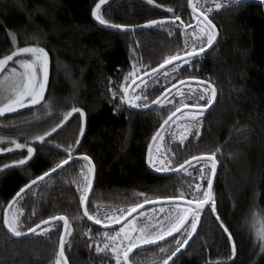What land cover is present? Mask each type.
<instances>
[{"label":"trees","instance_id":"trees-1","mask_svg":"<svg viewBox=\"0 0 264 264\" xmlns=\"http://www.w3.org/2000/svg\"><path fill=\"white\" fill-rule=\"evenodd\" d=\"M208 1V5L212 3ZM98 2L0 0V58L16 46L38 43L44 47L50 61L45 100L51 106L50 110L42 109L45 101H41V105L0 116V136L21 143L27 141L36 148L28 166L0 173V220L19 188L66 158L64 148L75 145L77 138L81 144L75 146L76 153L90 156L97 169L88 207L90 213L101 218L142 203L139 193L152 200L179 195L180 191L189 193L188 185L197 182L206 186L191 168V176L182 171L159 176L148 169V145L170 114L166 107L134 112L123 105L114 111L121 101L119 97L113 98L112 91H122L119 85L129 84L123 77L131 71L133 57L139 73L145 67H157L166 56L183 49V31L155 26L140 31L104 27L91 14ZM228 4L210 15L220 35L216 47L201 55L195 68L180 73L181 79L193 73L200 79H210L217 89V103L205 113L199 133L194 129L183 143L174 135L173 128L185 121L174 118L175 122L171 121L163 133V145L173 167L192 155L221 149L222 154L216 157L219 170L213 191L218 213L237 242L238 255L228 260L231 248L227 234L206 211L194 240L175 264H264V252L252 230L254 218L264 217V4L242 0L239 5ZM168 7L186 24L196 21L187 0H155V4L147 0H108L102 6V15L114 23L135 25L164 17ZM10 33L17 35V45L12 44ZM150 85L144 92L149 102L170 83L161 77L155 87ZM196 85L192 83L193 87ZM187 86L188 83L183 86L185 92ZM179 99L176 97V101ZM185 102L191 103L188 99ZM73 106L82 108L86 117L73 113L56 133L46 138L51 141L49 145L41 146L31 139L59 123ZM81 124L85 128L83 137L79 136ZM8 144L7 139L0 142ZM26 154V149L0 154V165ZM82 166V162L72 163L46 178L39 187L34 186L32 194L19 205L21 219L29 217L25 220L28 226L49 215H66L72 229L68 237L71 247L65 248L69 263L115 264L110 255L97 253L92 243H103L99 233L105 229L94 227L86 218L76 219L83 215L77 189ZM199 167L195 165L196 169ZM59 223L58 229L50 228L47 237L41 234L26 239L13 238L0 223V264H54L63 229L62 222ZM89 230L90 236L85 235ZM181 238L180 233L175 237ZM175 239L167 243L169 251L175 248ZM162 258L157 246L130 255L134 264H160Z\"/></svg>","mask_w":264,"mask_h":264},{"label":"snow or ice","instance_id":"snow-or-ice-1","mask_svg":"<svg viewBox=\"0 0 264 264\" xmlns=\"http://www.w3.org/2000/svg\"><path fill=\"white\" fill-rule=\"evenodd\" d=\"M107 0H99L95 4L92 10V16L99 24L117 29V30H134L137 27H169L173 28V31H183L184 35V47L181 50L176 51L175 54L166 56L162 63L157 67L151 68V82L152 84H159L160 78L170 83L171 89H175V92L169 91V88L165 86L160 91V95H157L154 100L149 103L148 97L144 94L145 89H141V93L138 94L134 90L129 94V87L126 84L119 85L122 91H112V96L115 99L119 97L120 104L115 105L114 111H118L123 105H127L129 109L147 110L150 106H164L168 109L169 115L160 124L159 129L151 137L153 143L162 141L164 139V131H166V125L169 122L173 123L176 119H184V123L181 125L183 132L179 136L181 143L188 139V134L192 132V129H196L199 133V129L202 125L205 113L213 107L217 97V89L210 79L200 81L195 87L192 86V81H199L200 78L195 74L189 75L186 79L189 82L187 86V92L183 90L185 85V79L180 78V73L188 72L196 67L202 54H207V50L212 49L214 43L217 40L218 28L213 23L212 19H209L210 15L218 12L222 7L219 0H213V6L208 5V0H187L189 7L191 8V14L196 19L197 23L195 28L191 32L187 31L191 27V22L185 23L181 19L180 15L174 12L172 7L167 8L168 15H165L161 20L150 19L142 26L128 25L114 23L109 19H106L101 14V6L104 5ZM149 4H155V0H147ZM241 0H229L228 6L239 5ZM160 7H164L160 5ZM179 21V24L176 22ZM174 26V27H173ZM173 31H169V35H173ZM11 42L13 45H17V35L10 33ZM194 38V39H193ZM135 51V50H133ZM24 54V55H22ZM14 57L16 59H14ZM9 62L18 67H9ZM49 52L38 43L27 46H16L10 54H4L0 58V116L5 113L15 112L19 108H24L27 105H41V101H45V104L41 105L42 109L50 110V103L45 100V90L49 79ZM165 65H170V68H165ZM144 72L147 73L148 68H144ZM139 70L136 66L135 58L133 57V65L131 71L124 75L125 81H131L135 84V78H139ZM145 80H140V84L148 86ZM181 87H177V83ZM139 87V85H137ZM176 97H180L179 101H176ZM188 99L191 103H186ZM175 101V102H174ZM202 101V102H201ZM184 108L186 111H181ZM73 113H79L81 118L86 117V113L82 108L73 106L70 111L64 113L62 119L55 126L49 130L44 131L42 134L34 135L31 139L33 141L40 142L41 146L51 144L50 140L46 138L51 137L53 133L57 132V129L61 128V125L72 116ZM177 113L180 116L177 117ZM85 128L83 124L79 127V136L83 137ZM8 140L9 144L15 149H26L27 154L20 159L12 160L8 164L0 165V173H4L13 167L24 168L28 166V162L33 159L36 153V148L29 142L21 143L17 140L0 136V142ZM81 144V140L77 138L75 145H69L64 148L66 158L59 160L55 165L48 170L43 171L42 175H36L34 179H30L25 183L15 195L8 202L4 215L0 223H2L7 231L16 238L25 237L28 234L49 235L50 228H59L62 222L63 233L59 235L58 251L54 257V264H68V258L65 255L66 245L71 247V240L68 237L71 236V224L68 216L66 215H49L47 219H39V222H34L31 225L26 226L25 220L29 217L21 219L22 211L19 208L21 201L25 196L32 194L33 187H39L41 183L45 182V178H51L50 173H56L58 169H63L65 165H69V161L73 163L82 162L83 165L80 169L81 180L77 184V189L80 192V202L87 205L89 199V192L93 187V179L95 176V165L92 162V158L87 154H81V160H77L74 156L76 147ZM12 147H0V152L12 151ZM58 148H63V145H57ZM221 153V149L217 147L211 152H202L199 155H192L191 157L184 159L182 163L173 167V161L171 159H153V144L148 145L147 164L154 168L157 172H174L182 171L189 176L192 173L189 169H193L198 173L199 179L206 182L195 183L194 185H188L189 193L180 191L179 195H165L157 196L155 200H162L170 202L168 204L169 211H165L164 207L159 209V212L164 213L162 218H157L155 213L147 216V221L141 226L137 227L135 219L128 220L127 216L136 212V209L141 208L143 204H150L153 201L145 194L139 193V197L143 198L142 203H135L128 208L121 209L119 214L108 215L107 213L103 218L97 214H92L89 211V207H84L83 215L76 217V219L87 218L88 221H95V224H105V230L100 232L99 235L103 238V245L97 241H92L97 253H104L110 255L115 264H134V260L130 259L129 254L133 252V249L140 248L146 245H156L159 248V252L163 254V258L160 264H169V261L173 260V257H177V254L189 244V240L197 232V226L201 221L202 214L210 212L218 221L222 231L227 234L226 238L230 242V255L228 260H234L237 257V242L233 239V234L229 228L225 225L221 219L217 209V199L213 191L214 177L217 173V154ZM222 154V153H221ZM200 165L199 169L195 168V165ZM187 166V167H186ZM27 190V191H26ZM186 196L189 198L185 203ZM11 210V211H10ZM139 215H144L143 212ZM123 221V224H121ZM108 224H120L118 229L109 231L107 230ZM42 225L44 227H42ZM253 226L255 227L256 238L260 241V250L264 252V217H256L253 220ZM173 233H180L182 238L175 239V248L169 251L167 248L166 237L173 236ZM85 235L90 236L89 232ZM165 242L164 246H160L157 242ZM92 247V244H89ZM178 258V257H177Z\"/></svg>","mask_w":264,"mask_h":264},{"label":"water","instance_id":"water-1","mask_svg":"<svg viewBox=\"0 0 264 264\" xmlns=\"http://www.w3.org/2000/svg\"><path fill=\"white\" fill-rule=\"evenodd\" d=\"M242 1L247 2V3H251V4H264V0H242ZM107 2H108V1H107ZM209 19H210V17H209ZM104 27H106V26H104ZM107 28H110V27H107ZM115 30H117V29H115ZM119 31H126V30H119ZM127 31H140V29H139V27H137V28L134 29V30H127ZM219 37H220V35H219V30H218L217 40H216V42L214 43L212 49H214L215 46L217 45L218 40H219ZM212 49L207 50V53H208L209 51H211ZM202 55H204V54H202ZM169 66H170V65H165V68H167V67H169ZM157 68H158V66H157ZM149 76H151V69H149V70H148V73H147V77H149ZM144 78H146V74H145V72H143L142 74H140L138 79H137V78H134L135 81H136L135 84H136L137 82H139L140 80H143ZM203 80H204V79H200L199 81H192V82H193V83H199L200 81H203ZM176 83H177V87H180V86H181L178 82H176ZM186 83H189V82L187 81V79H185V84H186ZM135 84H133L132 82H130V83L128 84V87H129V94L131 93V90H132V88H133V86H134ZM168 88H169V91H171V92L175 90V89H171V86L168 87ZM216 103H217V97H216V101L214 102L213 107L210 108L207 112L213 110V108L215 107ZM150 105H151V103H150ZM126 106H127V105H126ZM154 108H156V106H150V109H147V110H137V109H129L128 106H127V109H128V110H130V111H134V112H145V111H148V110H152V109H154ZM181 111H182V112H183V111H186V109L182 108ZM179 114H180V113H177V116H178ZM174 118H175V117H174ZM174 118H173V119H174ZM170 122H171V121H170ZM170 122H169V123H170ZM159 127H160V126H159ZM165 127H167V125H166ZM158 129H159V128H158ZM150 143H152L153 146H154V143L152 142V140H151ZM74 156H75V158H76L77 160H81V154H77L76 151H75V153H74ZM92 162L94 163L93 160H92ZM72 163H73L72 161H69V165L72 164ZM94 165H95V163H94ZM67 166H68V165H65L64 168L67 167ZM147 167H148V169H149L152 173H154L155 175H159V176H169V175H173V174H175V173L181 172V171H174V172H163V173H162V172H157L154 168L150 167L148 164H147ZM186 167H187V166H186ZM64 168H63V169H64ZM218 170H219V163H218V165H217V173H216V176L214 177L213 190H214V185H215L216 180H217ZM60 171H61V169H58L56 173H50V176L55 175V174H57V173L60 172ZM45 179H46V178H45ZM96 179H97V169H96V166H95V176H94V179H93V187H92V190H90V192H89V199H88V203H87V205L82 204V210H84V207H86V206L88 207V206H89L90 199H91L92 194H93L94 189H95ZM26 191H27V190H26ZM187 199H188V198H185V200H184V201H181V203H185ZM152 201H153V202L150 203V204H143V206H142L141 208L136 209V212L131 213V215L127 216L126 219L129 220L132 216H134L135 214H137L138 212H140V211H142V210H145V209H148V208H151V207H154V206L163 205V204H169V203H170V202H168V201H162V200L158 201V200H155V199H152ZM86 219H87V218H86ZM87 221H88V220H87ZM88 222H89L91 225H93L94 227H96V228H99V229H105V224L97 225V224H95V221H94V220H93V221H88ZM121 224H123V221H121ZM198 225H199V224H198ZM42 227H44V226L42 225ZM119 227H120V224H108V225H107V230H112V229H116V228H119ZM5 228H6V227H5ZM197 229H198V226H197ZM6 231H7V229H6ZM7 232H8V231H7ZM62 233H63V229H62ZM196 233H197V232H196ZM196 233L193 235L192 239L189 240V244L186 245L185 248L182 249L181 252L177 254V257L181 256L182 253H183V252H184V251L190 246V244L192 243V241L194 240V238H195V236H196ZM8 234L11 235V233H9V232H8ZM178 234H179V233H173V236H171V237H166V238H165V241L168 243L169 241H171L172 239H174ZM31 235H33V234H28L27 236H25V237H21V238H16V237H14V236H12V235H11V236H12L13 238H16V239H26V238L30 237ZM157 244L162 245V244H165V242H160V241H158ZM152 247H156V245H146V246H141L140 248H137V249H133V252L130 253L129 256H130L131 254H133V253H137V252H139V251H142V250H145V249H149V248H152ZM65 255H66V254H65ZM177 257H173V260L176 261ZM68 264H70L69 261H68ZM169 264H173V262H172V261H169Z\"/></svg>","mask_w":264,"mask_h":264},{"label":"rangeland","instance_id":"rangeland-1","mask_svg":"<svg viewBox=\"0 0 264 264\" xmlns=\"http://www.w3.org/2000/svg\"><path fill=\"white\" fill-rule=\"evenodd\" d=\"M108 1V0H107ZM219 2L222 4V5H225L227 3H229V0H219ZM103 6V5H102ZM102 6H101V14H102ZM210 6H213V0H212V4ZM95 19V18H94ZM163 18H158V19H155V20H161ZM197 22V21H195ZM146 22H141V23H138V24H135L137 26H142L144 25ZM104 26V25H103ZM107 27V26H106ZM194 39V38H193ZM24 55V54H22ZM14 59H16L14 57ZM11 66H15V67H18V65H13L12 62H9V67ZM46 89H47V86H46ZM46 92V90H45ZM27 106H30V105H27ZM26 106V107H27ZM21 109V108H19ZM17 109V110H19ZM183 124V123H182ZM181 124V125H182ZM178 132H176V134H174L175 136L177 135L178 138L180 136V134L183 132V128L181 126H179L178 128H176ZM194 129H192L193 131ZM189 135V134H188ZM163 141H157L156 144H155V147H154V151H153V159L154 160H157V159H163L165 160V163H167V159H166V156L163 154V145H162ZM0 147H12L11 144H8V145H0ZM16 150H20V149H15L14 147H12V151H16ZM12 151H9V152H12ZM162 151V152H161ZM5 153H8V152H0V154H5ZM10 163V162H8ZM6 163V164H8ZM161 207H164L165 208V211H169V208H168V205H160V206H157V207H153V208H149V209H145V210H142L140 211L139 213L143 212L144 215H139V213L135 214L134 216H132L129 220H133L135 219L136 221V224H137V227L141 226L143 223H145L147 221V216L149 214H152V213H155L157 215V218H162L164 213L162 212H159V209ZM118 215V214H116ZM252 227H253V233L255 234V227L253 226V223H252ZM118 229V228H116ZM115 230V229H114ZM256 235V234H255ZM103 245V243H101V246Z\"/></svg>","mask_w":264,"mask_h":264},{"label":"flooded vegetation","instance_id":"flooded-vegetation-1","mask_svg":"<svg viewBox=\"0 0 264 264\" xmlns=\"http://www.w3.org/2000/svg\"><path fill=\"white\" fill-rule=\"evenodd\" d=\"M209 2V1H208ZM211 2H212V0H211ZM212 4V3H211ZM211 4H209V5H206V6H210ZM168 15V14H167ZM210 17V16H209ZM161 18H164V17H161ZM196 23L197 22H195V20L191 23V27L190 28H188L187 29V31H189V32H191L192 31V29L193 28H195V25H196ZM143 72H140V74H142ZM135 78V77H134ZM146 78H144L143 80H145ZM131 82V81H130ZM129 82V83H130ZM146 83H147V87L145 88V85H143V84H140V81L139 82H137L134 86H133V88H132V90H131V93L133 92V90L136 92V93H138V94H140L141 93V89L142 88H144L145 89V91H147L149 88H150V84H152V82H151V76H149V77H147V79H146ZM137 85H139V87H137ZM128 86V85H127ZM156 86V84H154L153 85V87H155ZM170 87V86H169ZM130 93V94H131ZM160 95V94H159ZM149 103H151V102H149ZM130 111V110H129ZM179 127V124H176L175 125V127L173 128V133L174 134H176V132H178L177 131V129L176 128H178ZM176 137L178 138V136L176 135ZM179 139V138H178ZM163 141V140H162ZM162 145H163V143H162ZM163 154L166 156V159L168 160L169 158H168V156L166 155V152H165V148H164V145H163ZM162 152V151H161Z\"/></svg>","mask_w":264,"mask_h":264},{"label":"bare ground","instance_id":"bare-ground-1","mask_svg":"<svg viewBox=\"0 0 264 264\" xmlns=\"http://www.w3.org/2000/svg\"><path fill=\"white\" fill-rule=\"evenodd\" d=\"M143 28H145V27H140L139 29H143ZM216 47V46H215ZM213 50V49H212ZM191 83H193V82H191ZM187 84V83H186ZM198 84V83H197ZM151 142V141H150ZM150 144V143H149ZM155 144H156V142L154 143V146H155ZM154 146H153V148H154ZM147 153H148V150H147ZM146 162H147V159H146ZM139 213V212H138Z\"/></svg>","mask_w":264,"mask_h":264}]
</instances>
